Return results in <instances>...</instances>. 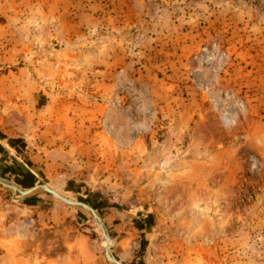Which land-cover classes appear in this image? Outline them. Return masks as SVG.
<instances>
[{"label": "rangeland", "instance_id": "rangeland-1", "mask_svg": "<svg viewBox=\"0 0 264 264\" xmlns=\"http://www.w3.org/2000/svg\"><path fill=\"white\" fill-rule=\"evenodd\" d=\"M0 176L119 264H264V0H0ZM89 211L0 182V264H114Z\"/></svg>", "mask_w": 264, "mask_h": 264}, {"label": "water", "instance_id": "water-1", "mask_svg": "<svg viewBox=\"0 0 264 264\" xmlns=\"http://www.w3.org/2000/svg\"><path fill=\"white\" fill-rule=\"evenodd\" d=\"M0 182L3 185L9 187L12 190L13 193L19 192L21 194H26L28 192H31L36 187H42V188H44V190H46L48 193H50L54 197L58 198L59 200H62L64 202H67V203H70V204H79V205H82V206L88 208L92 212V214L95 217V219L97 220L98 227L101 229V232H102V235H103L104 239L106 241H110L111 240L110 236L108 235V233L105 230V225H104V222H103L100 214L98 213V211L91 204H89L87 202H84V201H81V200H75V199H69V198L63 197V196H61V194L57 190L51 189L49 186L43 185V184L34 185V186H31V187L26 188V189H20L19 187L15 186V185H11L10 183H8V181H6L1 176H0ZM105 256L110 262H112L114 264H119L117 259L111 253V245H107L105 247Z\"/></svg>", "mask_w": 264, "mask_h": 264}, {"label": "bare ground", "instance_id": "bare-ground-1", "mask_svg": "<svg viewBox=\"0 0 264 264\" xmlns=\"http://www.w3.org/2000/svg\"><path fill=\"white\" fill-rule=\"evenodd\" d=\"M50 187V186H49ZM51 189H54V188H52V187H50ZM62 196V195H61ZM75 205H77V206H80V207H82V208H84L85 210H87V211H89V209L88 208H86V207H84V206H82V205H79V204H75ZM90 212V211H89ZM91 213V212H90ZM95 220V219H94ZM96 221V220H95ZM101 232V231H100ZM104 240V239H103ZM104 242L106 243V245L105 246H107V245H111L112 244V240H110V241H106V240H104ZM104 246V247H105Z\"/></svg>", "mask_w": 264, "mask_h": 264}]
</instances>
